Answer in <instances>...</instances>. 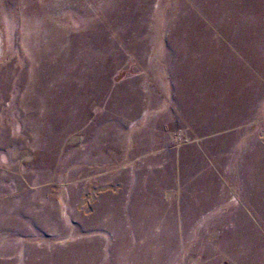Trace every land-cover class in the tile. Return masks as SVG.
<instances>
[{"label": "rangeland", "instance_id": "obj_1", "mask_svg": "<svg viewBox=\"0 0 264 264\" xmlns=\"http://www.w3.org/2000/svg\"><path fill=\"white\" fill-rule=\"evenodd\" d=\"M0 264H264V0H0Z\"/></svg>", "mask_w": 264, "mask_h": 264}]
</instances>
